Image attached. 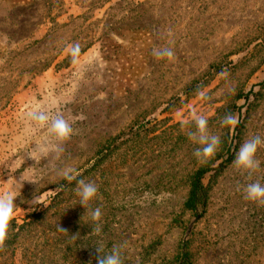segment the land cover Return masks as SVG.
I'll list each match as a JSON object with an SVG mask.
<instances>
[{
	"label": "rangeland",
	"instance_id": "374dc122",
	"mask_svg": "<svg viewBox=\"0 0 264 264\" xmlns=\"http://www.w3.org/2000/svg\"><path fill=\"white\" fill-rule=\"evenodd\" d=\"M40 2L34 14L33 0H0V189L22 173L36 181H22L14 201L13 220L31 225L0 264L50 245L58 256L46 264H97L101 240L105 252L125 244L124 264H264V206L244 198L250 181L233 164L246 139L264 138V0H50L47 10ZM75 43L83 67L72 63ZM163 46L174 61L152 55ZM35 102L72 124L60 159L27 155L48 135L25 119ZM193 110L222 141L204 163L181 127ZM229 112L231 128L220 124ZM256 155L253 180L264 184V145ZM65 165L98 186L100 235L75 181L56 175ZM202 170L207 200L193 210ZM47 235L55 240L41 244Z\"/></svg>",
	"mask_w": 264,
	"mask_h": 264
},
{
	"label": "clouds",
	"instance_id": "9594fccd",
	"mask_svg": "<svg viewBox=\"0 0 264 264\" xmlns=\"http://www.w3.org/2000/svg\"><path fill=\"white\" fill-rule=\"evenodd\" d=\"M69 52L72 58V63L78 67H83L80 60V46L75 43L70 46ZM152 55L157 59H167L169 62L175 60V52L171 46L154 47ZM227 79L225 73H221ZM229 91H234V88H229ZM197 95L201 100H209L211 97L208 92L202 87L197 88ZM25 119L34 131H46L47 136L42 137L34 143V147L27 152V155L36 161L37 164L43 158H49L53 155V159H60L64 151L63 145L69 142L75 134L72 124L61 113L53 112L46 105L39 102L32 103L26 110ZM238 120L235 114L226 113L220 120V124L226 127H234ZM181 127L186 128V135L197 147L193 150V155L202 163L207 162L211 157H214L221 146V138L219 135L210 131L208 119L206 116L192 111L190 119L181 121ZM49 137L53 142H50ZM264 145V138L260 135H252L246 139L239 147L235 155L233 164L237 169L246 176L250 181L243 186L244 198L255 203L257 206H264V184L258 179L253 180L255 173L260 171L261 161L257 158L258 148ZM51 160L47 166L51 165ZM46 166V167H47ZM56 175L71 183L75 181L73 191L79 197V204L85 209V215L90 217L93 234L100 235L102 232V206L96 204L98 199L102 197L98 195V186L94 181L78 178L77 169L71 165H65L62 168L56 169ZM22 181H30L36 183L34 179L29 178L24 173L21 174L20 180L17 181L13 177H9L7 184L10 187L7 190L0 189V252L6 250V242L10 239L12 231V220L14 219L15 209L18 207L14 201L23 187ZM93 205H96L93 207ZM47 207V206H46ZM83 218V217H82ZM59 227V225H58ZM60 231L66 232L59 228ZM76 239V236H72ZM96 247L97 264H124L122 250L125 244L114 245L109 252H105L103 241H98Z\"/></svg>",
	"mask_w": 264,
	"mask_h": 264
},
{
	"label": "trees",
	"instance_id": "16d2710c",
	"mask_svg": "<svg viewBox=\"0 0 264 264\" xmlns=\"http://www.w3.org/2000/svg\"><path fill=\"white\" fill-rule=\"evenodd\" d=\"M43 1L44 2V10H47L48 5H49V1L50 0H33L32 4H29L28 7H30L29 9L34 10L33 7H35L34 10V14H37V4L36 2H40ZM41 5V2L40 4ZM49 9V8H48ZM25 17L24 21H31L34 20V16L29 14V15H23ZM20 26H25V23L23 21L19 22ZM6 35V34H5ZM7 37H9V35H6ZM225 164H223L222 166H224ZM205 174V171H199L195 181L193 182L192 185V190L190 193V197L187 201V207L190 209H197L199 207H203L206 204V200H207V193H206V188L202 182V178ZM42 212L40 211H36L33 213L34 217H38L39 215H41ZM31 224L26 220L24 221L23 224L19 225L17 223L16 220H12V231H11V235H10V239L7 240L6 242V250L3 252H0V260L2 259L3 261V257H5V255L10 254L14 251V249L16 250V247L14 248V245H16L18 238L20 237V234L22 233V231L30 226ZM55 237L47 235L46 238H43V241L41 244H45L46 242L49 241H54ZM13 249V251H12ZM53 245H50L47 249H42V248H32V250L30 251H23V255H24V263L22 264H31V258L34 259L35 263H40L43 262L41 264H46V262L49 261L50 258H55L57 255V251H53ZM56 254V255H55Z\"/></svg>",
	"mask_w": 264,
	"mask_h": 264
}]
</instances>
